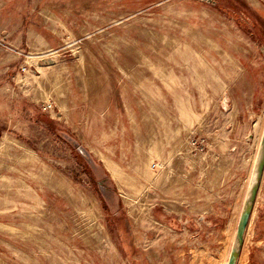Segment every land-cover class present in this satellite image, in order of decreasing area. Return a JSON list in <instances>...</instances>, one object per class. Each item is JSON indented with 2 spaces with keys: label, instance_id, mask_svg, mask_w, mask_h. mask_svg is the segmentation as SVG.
I'll return each mask as SVG.
<instances>
[{
  "label": "rangeland",
  "instance_id": "374dc122",
  "mask_svg": "<svg viewBox=\"0 0 264 264\" xmlns=\"http://www.w3.org/2000/svg\"><path fill=\"white\" fill-rule=\"evenodd\" d=\"M0 127V264H224L264 128V12L0 0ZM252 211L236 264H264V171Z\"/></svg>",
  "mask_w": 264,
  "mask_h": 264
},
{
  "label": "water",
  "instance_id": "95a60500",
  "mask_svg": "<svg viewBox=\"0 0 264 264\" xmlns=\"http://www.w3.org/2000/svg\"><path fill=\"white\" fill-rule=\"evenodd\" d=\"M209 1V0H208ZM251 0H248V2ZM78 152L88 161H90V156L86 152V150L78 146ZM264 171V128L260 140V146L258 150V154L256 157V161L254 164V168L252 170L250 182L248 183L246 194L244 197L243 205L237 220L232 245L228 254V258L226 264H236V261L240 255L242 250L243 241H244V233L252 213V209L254 207L256 195L259 189L260 181L262 178V174Z\"/></svg>",
  "mask_w": 264,
  "mask_h": 264
},
{
  "label": "crops",
  "instance_id": "0c3cea01",
  "mask_svg": "<svg viewBox=\"0 0 264 264\" xmlns=\"http://www.w3.org/2000/svg\"><path fill=\"white\" fill-rule=\"evenodd\" d=\"M249 4H250V6H252L253 8L258 9V10L264 12V0H251V1H249ZM252 212H253V211H252ZM160 218L162 219V218H166V217H165V216H161ZM162 220H165V219H162ZM167 220H168V219H167ZM198 220L201 221V222H203L204 225H205L207 228L211 227L212 224H213L212 220H211L208 216H206V215H199V216H198ZM191 221H192V219L187 217V218L184 219L183 224H182L181 222L175 221L174 224H171V223H170V226H172L173 228H179L180 226L185 225V224H188V223H190ZM168 222H170V221H168ZM236 224H237V223H236ZM182 227H183V226H182ZM234 231H235V230H234ZM233 236H234V235H233ZM216 239H217V238H216ZM232 241H233V238H232L231 243H230V247H229V250H228V254H229V251H230V248H231V245H232ZM201 248H203V243H201ZM190 251H191V253H190V257H191V256L193 255V253H192V249H191ZM228 254H227V257H226V261H227V258H228ZM202 257H203V255H201V258H202ZM206 257H207V255H206ZM226 261H225L224 264H226ZM202 262H203V261H202ZM213 263H214V261L211 260V261H209L207 264H213Z\"/></svg>",
  "mask_w": 264,
  "mask_h": 264
},
{
  "label": "trees",
  "instance_id": "16d2710c",
  "mask_svg": "<svg viewBox=\"0 0 264 264\" xmlns=\"http://www.w3.org/2000/svg\"><path fill=\"white\" fill-rule=\"evenodd\" d=\"M1 132H2V127H0V135H1Z\"/></svg>",
  "mask_w": 264,
  "mask_h": 264
}]
</instances>
